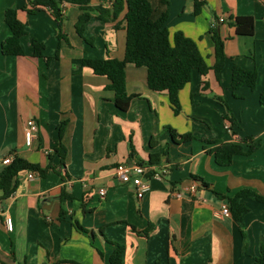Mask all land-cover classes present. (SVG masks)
Instances as JSON below:
<instances>
[{
    "label": "crops",
    "instance_id": "obj_1",
    "mask_svg": "<svg viewBox=\"0 0 264 264\" xmlns=\"http://www.w3.org/2000/svg\"><path fill=\"white\" fill-rule=\"evenodd\" d=\"M166 1L170 37L180 31L193 39L209 67L215 62L213 30L225 52L218 75L212 68L205 75L193 70L179 90L178 114L166 93L149 89L144 66H126V90L133 97L123 112L106 87L108 78L81 64L83 58L123 59L125 4L114 15V0H90L88 9L64 3V38H59L49 9L30 12L29 0H0V171L10 155L46 169L44 176L23 169L9 194L0 189V264H109L114 246L107 239L124 244L121 264H255L264 203L243 199L249 208L244 238L235 218L220 209L224 195L242 188L264 195V0H202L196 14L195 0ZM7 8H16L26 25L20 56L1 51L11 34ZM85 11L89 20L80 36L76 23ZM237 16L253 17L252 35L236 34ZM32 39L45 44L43 56H33ZM233 63L256 69L254 88H231ZM30 118L38 131L28 145ZM63 121L62 160L55 145ZM165 125L198 138L249 137L260 147L221 166L209 152L212 145L200 139L174 142ZM152 137L157 143L151 147ZM166 146L168 155L154 166L160 175L150 177L149 192L137 198L115 168L146 160ZM100 188L106 190L103 196ZM148 225L152 229L145 235Z\"/></svg>",
    "mask_w": 264,
    "mask_h": 264
},
{
    "label": "trees",
    "instance_id": "obj_2",
    "mask_svg": "<svg viewBox=\"0 0 264 264\" xmlns=\"http://www.w3.org/2000/svg\"><path fill=\"white\" fill-rule=\"evenodd\" d=\"M90 0H29L28 11L36 12L42 8H47L53 14L58 27V37L64 38L62 30L63 4H77L81 9H88ZM126 6V40L123 59L116 58H83L81 64L90 68L95 74L104 75L108 78L107 89L114 92L113 102L120 111H126L129 107L133 95L126 90V66L131 63L135 66L146 68V82L149 89L156 92H164L168 95L171 109L178 114L181 109L179 101V90L191 79L193 70H197L201 75H205L212 68L216 75L224 66L225 52L224 43L220 35L213 30L212 39L214 43L215 62L209 67L200 53L196 42L184 35L182 32H174L170 37L166 26L169 15L166 0H159L157 3L151 0H114V15ZM202 0H195L194 13H198ZM26 8V7H24ZM4 20L9 27L11 34L5 38L1 44V51L4 55H23L21 38L27 34L25 23L19 20L16 8H7L4 12ZM89 20L87 11L83 12L77 23L76 30L83 36L85 23ZM236 34L249 36L253 34L254 22L252 16H237L234 20ZM33 56H43L45 44L39 40L32 39ZM56 51V56H57ZM231 88L236 89L241 86L254 88L257 80L256 69H246L233 63L231 70ZM222 102V100H221ZM260 102H264V93L260 95ZM227 107V105H226ZM228 110V107H227ZM227 122L231 117L224 115ZM66 122H61L58 126V139L55 145V152L63 160L66 148L61 143L64 126ZM174 142H188L200 139L212 145L209 152L214 155L215 162L221 166H228L237 155H251L260 147V141L249 137L241 138L239 142H226L221 140L198 138L192 133H178L173 127L165 125ZM156 140L150 139V146L156 144ZM168 155V147H164L158 152H151L146 160H139L137 164L150 169L151 175L158 167L162 158ZM132 156V155H131ZM27 169L37 171L44 176L46 169L39 164L31 163L21 157L15 156L12 161L6 164L0 171V189L9 194L16 185V177L19 171ZM202 185H207L201 177H194ZM226 199L230 214L239 224L243 238L244 216L249 208L243 199L249 198L257 202L264 203V195H261L249 188H242L232 196L223 197ZM135 228L134 226H132ZM78 228L87 233L81 226ZM152 229L148 225L142 233L145 235ZM102 232V231H100ZM114 249L109 256V264H121L125 246L120 242L110 241ZM255 264H264V236L259 238L258 255L254 257Z\"/></svg>",
    "mask_w": 264,
    "mask_h": 264
},
{
    "label": "built area",
    "instance_id": "obj_3",
    "mask_svg": "<svg viewBox=\"0 0 264 264\" xmlns=\"http://www.w3.org/2000/svg\"><path fill=\"white\" fill-rule=\"evenodd\" d=\"M105 2H112V0H104ZM223 18L220 17L219 21H222ZM38 131V126L36 122L30 118L26 121V127H25V140L28 145H30L33 141V139L36 136V133ZM13 159V156H8L3 160V163L6 165L10 163ZM150 169L148 167H145L140 164H133V165H120L115 168V174L120 179L121 182L131 184L135 187V193L137 198L141 199L145 196L147 192L150 190V177L153 176H159V171H154L151 175H149ZM35 175L33 173H29L28 177L32 178ZM191 191H194V188H191ZM106 190L105 188L99 189V194L103 196L105 194ZM14 195V193H12ZM177 196H180L179 193H177ZM221 214L229 216L230 211L228 208V205L226 203L221 204ZM5 224L8 229H12V222L10 218L5 219Z\"/></svg>",
    "mask_w": 264,
    "mask_h": 264
}]
</instances>
